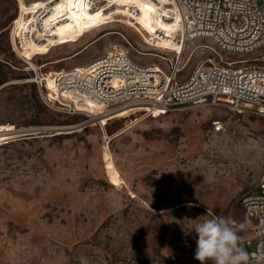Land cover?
I'll return each mask as SVG.
<instances>
[{
	"label": "rangeland",
	"instance_id": "obj_1",
	"mask_svg": "<svg viewBox=\"0 0 264 264\" xmlns=\"http://www.w3.org/2000/svg\"><path fill=\"white\" fill-rule=\"evenodd\" d=\"M155 1L0 0V125L29 135L0 148V264H200L199 224L243 223L240 206L231 212L264 178L262 119L219 107L148 116L116 106L95 111L97 120L69 115L25 83L32 73L22 56L58 73L111 46L169 74L161 58L174 59L179 45L165 19L171 10ZM35 33L37 42L14 50L17 34ZM181 59L183 81L208 60L264 67V48L230 54L198 38Z\"/></svg>",
	"mask_w": 264,
	"mask_h": 264
},
{
	"label": "built area",
	"instance_id": "obj_2",
	"mask_svg": "<svg viewBox=\"0 0 264 264\" xmlns=\"http://www.w3.org/2000/svg\"><path fill=\"white\" fill-rule=\"evenodd\" d=\"M160 6L173 11L165 19L175 30L172 41L183 49L198 38L208 39L219 51L230 54H252L264 48V0H164ZM38 39L36 33L26 38L17 34L14 50L19 53V47L22 50ZM172 53L174 59L161 58L169 64V74L156 65H137L127 50L116 46L88 64L58 73L44 74L42 67L25 60L32 73L25 83L45 91V100L69 115L116 106H144L149 116L154 111L166 115L195 107H219L264 121V67L237 66L247 61L219 65L208 60L180 81L185 68L182 54ZM23 137H27L24 132H0V148ZM237 206L244 211L243 223L231 222L242 237L241 245L250 256L264 251V178L241 195L231 215ZM252 264H256L254 258Z\"/></svg>",
	"mask_w": 264,
	"mask_h": 264
},
{
	"label": "clouds",
	"instance_id": "obj_3",
	"mask_svg": "<svg viewBox=\"0 0 264 264\" xmlns=\"http://www.w3.org/2000/svg\"><path fill=\"white\" fill-rule=\"evenodd\" d=\"M194 230L198 237L194 259L200 264H252L253 258L256 264H264V251L250 256L230 219H208Z\"/></svg>",
	"mask_w": 264,
	"mask_h": 264
},
{
	"label": "bare ground",
	"instance_id": "obj_4",
	"mask_svg": "<svg viewBox=\"0 0 264 264\" xmlns=\"http://www.w3.org/2000/svg\"><path fill=\"white\" fill-rule=\"evenodd\" d=\"M155 2L157 4H161V3L164 2V0H156ZM169 13L171 15H173V11H170ZM176 52H179V53L183 54V47L181 45H179ZM22 58H24L25 60H28V61H30L31 63L34 64V62L31 61L28 57L22 56ZM42 68H46V65H43ZM46 79H48L50 81V78H46ZM142 107H144V106H142ZM144 109L146 110V107H144ZM97 110L98 111H101V110H104V108H98ZM97 110H93V111H91V113L89 112L88 118H91L92 119V118L95 117V119L98 120L99 118L96 117V115L94 114L95 111H97ZM159 114L160 113L154 111V115L153 116H156V115H159ZM150 116H152V115H150ZM95 119H93V120H95ZM0 128H1L0 132H8L9 134H13V135L19 134V131H20V130L18 131V129L16 127H14L13 125H0ZM126 131L127 130L124 129L123 131H121L118 134H116L115 137L124 134ZM106 164H107V174H108L110 183L113 184V185H115V186L120 185L122 183L121 176H120L118 170L116 169V167L114 165L112 155L109 154V153L106 154Z\"/></svg>",
	"mask_w": 264,
	"mask_h": 264
},
{
	"label": "crops",
	"instance_id": "obj_5",
	"mask_svg": "<svg viewBox=\"0 0 264 264\" xmlns=\"http://www.w3.org/2000/svg\"><path fill=\"white\" fill-rule=\"evenodd\" d=\"M66 59H69V58H66ZM62 60H64V59H62Z\"/></svg>",
	"mask_w": 264,
	"mask_h": 264
},
{
	"label": "water",
	"instance_id": "obj_6",
	"mask_svg": "<svg viewBox=\"0 0 264 264\" xmlns=\"http://www.w3.org/2000/svg\"><path fill=\"white\" fill-rule=\"evenodd\" d=\"M29 135H27V137H28Z\"/></svg>",
	"mask_w": 264,
	"mask_h": 264
}]
</instances>
